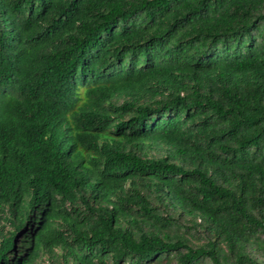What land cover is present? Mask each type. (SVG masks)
<instances>
[{"label":"trees","instance_id":"1","mask_svg":"<svg viewBox=\"0 0 264 264\" xmlns=\"http://www.w3.org/2000/svg\"><path fill=\"white\" fill-rule=\"evenodd\" d=\"M0 264H264V0H0Z\"/></svg>","mask_w":264,"mask_h":264}]
</instances>
